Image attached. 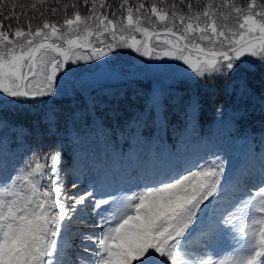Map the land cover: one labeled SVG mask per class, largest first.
I'll return each instance as SVG.
<instances>
[{"label": "snow or ice", "instance_id": "snow-or-ice-1", "mask_svg": "<svg viewBox=\"0 0 264 264\" xmlns=\"http://www.w3.org/2000/svg\"><path fill=\"white\" fill-rule=\"evenodd\" d=\"M83 3L89 6L90 0ZM16 7L6 9L0 0V105L58 94L71 72L66 65L79 64L85 58L82 50L88 60H100L126 47L143 57L182 61L183 73L201 78L231 74L241 83L257 61L264 66V4L257 0L246 7L223 5L236 14L235 30L217 24L211 5L202 12L206 20L201 22V13L187 22L181 15L184 27L174 31L177 13L166 24L169 11L155 2L146 9L143 2L122 0L110 18L106 0H91L88 15L72 4L73 15L61 25L45 19L33 29L29 21L25 31ZM141 10L155 15L173 39L161 42L159 33L142 27ZM12 18L17 26H5ZM124 20L143 38H126ZM90 21L94 31H89ZM81 25L82 36L66 38L79 33ZM60 164V153L34 154L23 172L9 171L0 161V264H264V164L223 210L217 204L226 196L221 184L227 183L226 162L216 153L191 167L145 171L134 187L98 176L83 189L73 182L77 190L71 193L64 191ZM90 224L100 231H89ZM230 240L235 241L230 261L214 259L221 255L216 247Z\"/></svg>", "mask_w": 264, "mask_h": 264}, {"label": "rangeland", "instance_id": "rangeland-1", "mask_svg": "<svg viewBox=\"0 0 264 264\" xmlns=\"http://www.w3.org/2000/svg\"><path fill=\"white\" fill-rule=\"evenodd\" d=\"M163 38L173 39L161 36V42ZM135 53L134 60L143 57ZM80 54L85 58L79 64L66 65L71 72L58 94L0 105V161L9 171L23 172L34 154L60 153L64 191L71 193L98 176L134 187L145 171L191 167L216 153L226 162L230 185L221 181L226 196L218 210L229 207L244 185L253 183L264 164V66L258 61L246 82L231 75L224 88L227 101L212 104L216 114L200 127L196 117L206 103L198 93L199 77L183 73L182 61L150 58L144 69L127 77L88 60L84 50ZM87 80L88 88L81 83ZM61 93L69 97L62 100ZM18 111L32 116L29 123L5 116ZM245 214L242 208L241 223ZM88 230L100 231L91 224ZM234 244L218 245L221 255L213 258L230 261Z\"/></svg>", "mask_w": 264, "mask_h": 264}, {"label": "trees", "instance_id": "trees-1", "mask_svg": "<svg viewBox=\"0 0 264 264\" xmlns=\"http://www.w3.org/2000/svg\"><path fill=\"white\" fill-rule=\"evenodd\" d=\"M5 4V8L7 9L9 5L15 4L17 7L15 8V12L20 14L19 26L23 27L25 31H27V24L30 21L32 24L33 29L37 26H42L43 20H48L51 24L53 22L61 25L63 23L64 18L71 17L73 15L74 9L71 7L72 4L77 5V9L82 16L88 15V8L89 6H85L83 0H3ZM143 2L145 4V8H149L150 5L155 2L157 4L158 9L164 8L165 10L169 11V20L165 21L164 23L170 24L172 20V12H176V28L174 30L180 29L184 27V25H180L179 17L183 15L187 22V18L189 16L195 17V14L201 13V22L206 20L207 18L203 17L202 12L205 10L207 5H211L212 7L209 8L210 14L214 15V18L217 21L218 25L224 26L226 25L227 28H231L233 30L236 29V14L231 8H225L223 5L226 2L234 3L241 7H246L249 0H129L130 4H136ZM35 3L37 5L36 9H33L31 5ZM122 0H106V4L108 6V14L111 17L112 11H115L120 8ZM258 5L264 4V0H257ZM64 5H69L67 9H64ZM191 5V8H189ZM56 8L57 11L55 14L52 13L51 9ZM99 11L103 12L104 9H99ZM123 11V10H121ZM43 12V16L40 13ZM7 14V12H6ZM137 14L134 13V18ZM144 17L141 20L142 27H147L149 31L151 30H159L163 29V24L158 20L155 15H152L150 12H146L141 10L139 14ZM121 16V12L117 11V17ZM93 27L89 28V31H94V21L89 22ZM5 26L11 24L13 28L17 26V21L15 18L11 20L4 21ZM123 26L125 28L124 35L126 38H129L132 35H135L136 38H141L142 34L135 33L131 30L127 29L126 20L123 21ZM195 26V25H194ZM83 25H81L79 33H68L66 38H72L74 35L79 34L83 35ZM118 27L120 25L118 24ZM63 31V29H62ZM92 42L95 43V36L90 38ZM206 44L207 42H202ZM116 57L117 61L122 65L123 68L130 65L135 59L136 53L134 49H128L126 47L118 48L115 52H113ZM145 66L139 67L138 70L144 69ZM150 77V76H148ZM231 78V74L228 75H214L212 77H199L197 84L200 86L198 89V93L201 95L200 97L204 99L206 103V108L202 111L201 115L199 116L200 120L203 122L207 121L208 123L212 120V117L216 114L215 109L212 110V104L219 106L223 102L227 101V95L224 93L225 84ZM150 79V78H149ZM200 80V81H199ZM86 83L85 86H90V81L81 82ZM148 83V81H147ZM62 100L63 98H68V95L61 93ZM14 116V117H13ZM10 118H16L18 122L29 123L28 120L31 119L32 116L27 114H13L12 117L9 115Z\"/></svg>", "mask_w": 264, "mask_h": 264}, {"label": "water", "instance_id": "water-1", "mask_svg": "<svg viewBox=\"0 0 264 264\" xmlns=\"http://www.w3.org/2000/svg\"><path fill=\"white\" fill-rule=\"evenodd\" d=\"M175 31V30H174ZM151 32V31H150ZM157 33H159L160 35H169V34H167V33H165L164 31H163V29L162 30H157L156 31ZM150 58L149 57H142V58H140V59H137L134 63H133V65H132V72H134L135 71V69L138 67V66H142V65H144V64H146L147 62H148V60H149ZM99 64L102 66V67H105V68H110V69H118V66H116V65H113L112 63H111V60L108 58V57H102L100 60H99ZM123 72V71H122ZM132 72H125L126 74H131ZM0 96H2V95H0Z\"/></svg>", "mask_w": 264, "mask_h": 264}, {"label": "bare ground", "instance_id": "bare-ground-1", "mask_svg": "<svg viewBox=\"0 0 264 264\" xmlns=\"http://www.w3.org/2000/svg\"><path fill=\"white\" fill-rule=\"evenodd\" d=\"M237 175H238V174H237ZM237 175H236V176H237ZM235 178H236V177H235ZM232 180H233V179H231L230 184H231ZM233 185H236V184H233ZM226 186H227V187H230V185H229L228 183H227Z\"/></svg>", "mask_w": 264, "mask_h": 264}, {"label": "flooded vegetation", "instance_id": "flooded-vegetation-1", "mask_svg": "<svg viewBox=\"0 0 264 264\" xmlns=\"http://www.w3.org/2000/svg\"><path fill=\"white\" fill-rule=\"evenodd\" d=\"M116 61V60H115Z\"/></svg>", "mask_w": 264, "mask_h": 264}]
</instances>
